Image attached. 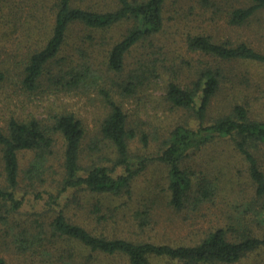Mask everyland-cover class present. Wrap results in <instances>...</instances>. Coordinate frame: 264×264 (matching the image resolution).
<instances>
[{"label": "trees", "instance_id": "trees-1", "mask_svg": "<svg viewBox=\"0 0 264 264\" xmlns=\"http://www.w3.org/2000/svg\"><path fill=\"white\" fill-rule=\"evenodd\" d=\"M171 1L174 8L180 4L0 0V54L7 57L0 89L10 82L29 95L92 89L104 104L94 134L69 110L39 118L32 110L0 105V264H241L253 255V264H264V51L248 38L219 39L208 29L252 33L256 27L259 35L264 0H184L182 10L206 26L181 34L185 52L178 70V54L169 57L167 44L159 42L168 32ZM172 11L177 22L179 6ZM119 26L124 31L113 41L108 33ZM72 28L82 33L68 50ZM99 47L112 80L94 67ZM153 87L162 91L154 102L158 121L140 129L124 103L141 100ZM221 94L233 101L230 109L211 115ZM137 139L147 149L155 143L154 153H134ZM213 145H227L238 156L250 198L231 205L223 224L200 240L145 239L155 202L136 195V181L156 163L169 208L215 205L224 176L213 161L203 164L198 157ZM78 211L96 227L81 222ZM122 216L130 222L128 232L117 230Z\"/></svg>", "mask_w": 264, "mask_h": 264}, {"label": "rangeland", "instance_id": "rangeland-1", "mask_svg": "<svg viewBox=\"0 0 264 264\" xmlns=\"http://www.w3.org/2000/svg\"><path fill=\"white\" fill-rule=\"evenodd\" d=\"M170 2V6L173 5ZM181 4H185L184 0H180V4L176 5L175 8L179 6V11L181 13V18L177 22L174 19H170L172 16H175V13L172 9H175L173 6L169 7L168 13L166 14V18L169 20L168 22V32L163 34L159 42H164L167 44L165 49V54L169 55V57H173L174 55L178 54L176 59V68L177 70L183 65L180 64L179 61H182L181 58L184 56L182 52H185L182 47V38L181 36L185 30L193 28L195 25L205 27L206 24L198 21L201 18H195L194 13L184 12L182 10ZM171 10V11H170ZM176 24H179L180 30H177L175 27ZM200 24V25H198ZM257 25V24H256ZM258 26V25H257ZM186 27L185 29H182ZM260 30L258 31L257 35L255 32L258 28L254 27V32L251 31H229L228 29H221L218 26H213V28H208L211 30V34H213L217 38H225L229 37L233 40H237L239 38H248L256 48L261 49L264 51V20L261 24ZM71 35L67 38L68 39V50H72L73 46L78 43L79 36L82 33L80 29H71ZM124 31L121 26L113 28L108 33L109 38H113V41L118 39L121 36V32ZM102 47L97 49V53L100 56H94V64L96 68L100 69L99 74L101 76H106L107 79L112 80L114 79V74L112 72H108L106 69V65L103 59V51L101 50ZM187 53V52H186ZM188 54V53H187ZM7 59L5 55L0 54V67H3V62ZM168 69L171 68V65L166 64ZM238 68L236 64L231 68ZM230 68V69H231ZM241 69L245 70L244 66H240ZM247 68V67H246ZM169 69V70H170ZM250 71L249 74L258 73L256 67L247 68ZM167 73H171L166 69ZM255 76V75H254ZM260 79V77H257ZM109 83V82H108ZM16 90V91H14ZM93 90L89 89L87 91L76 90L71 95H59V96H52L48 95H40V94H24L20 91L14 84L10 82L6 87L0 89V105L5 106L9 103V105H15L18 110L25 109L26 112L32 110L36 112L39 118H44L47 116L49 110L56 111V110H69L76 113L80 116L87 125V128L90 132H96V122L100 117L99 111L100 108H103L102 102L98 99L95 100L93 95L95 93L92 92ZM230 93V92H229ZM11 94L10 97H8ZM231 94V93H230ZM162 95L161 88H154L153 90H149L143 96V98L138 100L137 98H130L126 100L124 103L125 108L130 114L134 117V123L140 126L141 128L149 127L150 124L149 120L153 122L158 121L155 119L156 110L154 106V102ZM238 93H234L231 96V99L234 100ZM230 98L227 97L226 94H221L217 98L214 99L211 107V115H217L219 112H223L224 110L230 109V104L233 102ZM160 114L166 115L164 112L159 111ZM174 115H170L165 119L171 118ZM154 119V120H153ZM145 123V124H144ZM154 124V123H152ZM153 126H151L152 129ZM93 133V134H94ZM156 144L152 143L151 148L147 149L144 148L139 139H137L133 145V151L139 155H145L146 157L152 155L154 153ZM213 148V150H212ZM212 150V151H211ZM60 152V151H59ZM105 153L107 150L105 149ZM264 156V150H263ZM201 158L203 164L206 163L205 159L213 161L212 164L215 165L214 168L217 166L224 177H222V184L223 188L220 193V197L218 198L216 204H205L200 206L198 210H194L191 206H188L187 209L183 211H177L175 209L169 208L168 205L165 203V199L163 195L160 194L163 191V184L165 180L162 179L163 177V169L160 168L159 165L156 163H151L148 169L139 177L136 181V189L135 193L137 194H145L147 198V202L153 200L155 203L152 205L153 207V215L152 221L148 228L145 231L144 238L151 239L158 242H168V243H189L191 241L200 240L205 232L211 229L213 226H219L223 224V220L226 217V214L230 212L235 202L238 203L240 200L245 198V200L250 198L248 195L251 192L252 187L246 178L238 174V169L240 165V159L236 154H231L229 150V146L227 145H213L208 150H205L202 154L198 155ZM58 157H56L55 161L57 162ZM210 174H214L213 172H209ZM218 175V176H220ZM151 188V191L148 190ZM150 195H154L156 199H151ZM157 195L159 198H157ZM245 196V197H244ZM142 199V198H141ZM150 199V200H148ZM78 219L81 222H84L91 227H96L92 218L87 216L84 212L78 211L77 212ZM130 221L129 213L127 214ZM127 218L121 217L119 226L117 228L118 232L125 231L128 232L130 228V222ZM101 228L100 225L97 226ZM110 260V259H107ZM120 260H117L119 263ZM256 261V256L253 255L250 258H246L244 262L241 264H253Z\"/></svg>", "mask_w": 264, "mask_h": 264}]
</instances>
